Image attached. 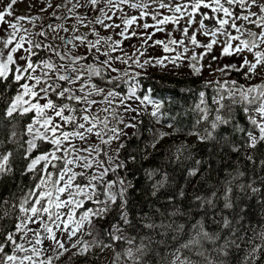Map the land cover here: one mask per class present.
Masks as SVG:
<instances>
[{"label":"snow or ice","instance_id":"snow-or-ice-1","mask_svg":"<svg viewBox=\"0 0 264 264\" xmlns=\"http://www.w3.org/2000/svg\"><path fill=\"white\" fill-rule=\"evenodd\" d=\"M16 2L0 4V176L17 171L18 157L19 174L28 180L0 196V264H74L81 257L87 264H152L153 254L157 264H232V250L241 247L232 218L215 220V229L203 219L216 207L215 191L192 194L190 207L168 209L167 219L154 221L147 212L133 217L126 173L137 154L148 155L169 136L176 137L165 148L173 161L188 147L181 135L254 159L245 150L264 142V0H26L31 14L15 13ZM153 46L162 54L149 55ZM214 46L220 58L240 59L205 65ZM185 62L192 76L207 67L226 77L235 71L246 82L204 80L181 113L191 111V123L182 124L165 110L164 98L150 87L141 91L138 70H178ZM139 115L149 117L152 135L125 153V129L135 130ZM199 163L187 167L186 179ZM156 173L153 194L167 181L159 168L145 169L149 179ZM242 175L237 169L224 181V209L233 207L232 181ZM183 187L176 196L184 197ZM247 189L264 187L249 180ZM167 199L175 204L174 196ZM197 206L202 215L194 217ZM179 213L187 218L173 220ZM260 229L253 232L260 242L248 239L236 264H256L264 253V223ZM245 239L242 233L239 240Z\"/></svg>","mask_w":264,"mask_h":264},{"label":"trees","instance_id":"trees-1","mask_svg":"<svg viewBox=\"0 0 264 264\" xmlns=\"http://www.w3.org/2000/svg\"><path fill=\"white\" fill-rule=\"evenodd\" d=\"M142 81L141 91L151 88L152 94L164 98L165 110L171 111V113L177 115V120L182 124H190L193 118V113L188 111L186 115H181L184 109L194 104L195 99L198 96V92L202 87L204 80H213L207 78L204 74L199 76H192L190 72L178 73L169 70H149L142 73L138 77ZM228 79H237L241 83L246 82L241 75L233 71L229 73ZM206 93L210 99L212 95V88L207 87ZM171 97V100L168 98ZM139 121L137 128L132 129L129 133L126 141L125 153L130 150H135L137 145L142 148L144 142L148 140L152 133L149 129V117L147 115L137 116ZM203 125H201L202 127ZM153 128L163 127V125L155 124ZM167 130V129H166ZM221 133L225 131L222 126L219 130ZM235 139V136H233ZM180 139H187L188 147L184 151L182 157L173 161L170 153L165 152V148L170 142H176L175 136H169L162 138L155 145L154 148L148 149V155H144L142 152L137 154L134 162L128 163L127 177L130 178V188L128 190V202L129 208L133 217L137 212L141 214L147 212L154 221L168 218V209L179 205L183 209H187L191 205V195L204 193L209 194L212 191L216 192V199L214 200L215 208L209 209L206 215H203V219L206 222V226L211 229H215L217 225L215 220H222L223 215H229L232 218L233 225L238 229L233 235L238 238V243L241 244L239 251L232 250V264H236L240 255L244 252V245L247 244L248 239L254 240L255 243H259L257 237H253V232L259 233L260 225L264 223V190H258L252 194L248 192L247 184L249 180L257 185L264 187V165L261 161L264 160V142L258 143V147L252 149H246L245 151H251L254 154L253 160L245 158L243 153L231 152L227 146L221 145L216 141H197L194 136L181 135ZM259 150V151H258ZM189 153L191 155H189ZM14 162L17 166V171L0 176V196L4 193H11L13 190L18 189V181L23 180L26 184L28 177H21L18 171L19 163L18 157H14ZM199 159L200 163L197 166L198 171L195 176L186 179L185 172L188 166H192L195 160ZM159 168L160 172L167 173V181L159 188L156 189L153 194L152 184L155 180L160 179V174L149 179L145 175V169ZM228 170L226 172L225 170ZM239 169L244 175L237 176L232 181L231 203L233 207L231 209H224V198L221 196L224 188V181L231 172ZM201 177V179H197ZM243 184L244 187L237 189V185ZM183 185V191L185 195L183 198L176 196V192L180 190ZM168 196L175 197V204L167 199ZM160 209V212L164 213L162 217L160 212L156 209ZM194 217L202 215L201 210L197 206L192 209ZM218 213V215H217ZM236 216L240 219L237 220ZM187 217L179 213L172 217L173 220H184ZM106 222V221H105ZM251 225H254L252 227ZM260 224V225H259ZM137 227L139 225L137 224ZM159 235V229L155 230ZM231 231V227L226 229ZM242 233H246V239L240 241L239 237ZM140 234L148 235L147 230H142ZM172 233H168L170 237ZM186 235V234H185ZM183 237H178L179 239ZM135 243H140L139 235H136ZM172 245L170 244L169 247ZM109 250H105L102 253L105 257L108 255ZM164 249L160 248V253L163 255ZM152 264H157V257L155 254L152 256ZM264 253H262L256 264H264ZM74 264H87V257L78 258ZM92 264H97V261L93 260Z\"/></svg>","mask_w":264,"mask_h":264},{"label":"rangeland","instance_id":"rangeland-1","mask_svg":"<svg viewBox=\"0 0 264 264\" xmlns=\"http://www.w3.org/2000/svg\"><path fill=\"white\" fill-rule=\"evenodd\" d=\"M6 2V0H0V4ZM33 3H35V0H33ZM13 11L17 14H20V13H24V14H31L30 12H28L27 10V4H26V0H17L16 4L13 6ZM32 11H36L35 8L32 9ZM8 19H12V17H8ZM20 23L22 25H24L25 27L28 26V22L26 21H23L21 20ZM3 25H0V28H2ZM2 34V33H0ZM157 35H159L160 37H163L165 34L163 32H160L158 33ZM202 38V37H201ZM125 43H130V41H125ZM148 54L149 55H160L162 54V49H160L158 46H153V47H150L149 50H148ZM210 56H217V60H209V57ZM229 59H232V60H239L240 57H237L235 55H233L232 57L228 58V57H224V58H220L219 55H218V46H214L213 49L211 50V52L207 53L203 59V63L205 65H208L209 63L212 64V67H217L218 64H223V63H226L228 62ZM155 69H161V70H169V71H172V72H178V73H185V72H188L189 69L187 68V62L184 63V66L183 67H180L178 70L176 69H173V68H160L158 66H149L148 69H139L138 71H140L141 73H144V72H147L149 70H155ZM225 71H227V69H225ZM203 74L207 77V78H212V79H221V80H224V79H228L229 77V74L228 76H224L223 74H218V73H213V72H210L208 70L207 67H205L203 69ZM248 83H251L252 81H247ZM132 103H135V101H130ZM132 115H136L135 113H132ZM132 130V128H127L125 129V131L127 133H130ZM121 139H124L123 136H121Z\"/></svg>","mask_w":264,"mask_h":264},{"label":"bare ground","instance_id":"bare-ground-1","mask_svg":"<svg viewBox=\"0 0 264 264\" xmlns=\"http://www.w3.org/2000/svg\"><path fill=\"white\" fill-rule=\"evenodd\" d=\"M258 147V146H257ZM259 151V150H258ZM260 225V224H259ZM264 260V259H263Z\"/></svg>","mask_w":264,"mask_h":264}]
</instances>
